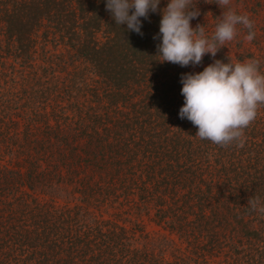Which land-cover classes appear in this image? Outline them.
I'll list each match as a JSON object with an SVG mask.
<instances>
[{"label": "trees", "instance_id": "16d2710c", "mask_svg": "<svg viewBox=\"0 0 264 264\" xmlns=\"http://www.w3.org/2000/svg\"><path fill=\"white\" fill-rule=\"evenodd\" d=\"M231 6L256 36L237 25L247 45L215 59L264 72V0ZM196 7L210 36L222 10ZM160 19L141 36L105 0H0V264H264V215L247 206L264 200V105L243 147L198 138L180 77L213 58L160 63Z\"/></svg>", "mask_w": 264, "mask_h": 264}, {"label": "clouds", "instance_id": "9594fccd", "mask_svg": "<svg viewBox=\"0 0 264 264\" xmlns=\"http://www.w3.org/2000/svg\"><path fill=\"white\" fill-rule=\"evenodd\" d=\"M207 2V0H205ZM161 0H105V10L116 25H126L127 31L143 36L142 20L150 13H159V62L181 67L198 66L210 54L213 62L200 72L182 73L181 95L184 103L179 110L180 119H187L197 128L196 136L226 147L233 143L243 147V130L257 116L264 105V72L261 62L250 58L227 62L215 59L217 52L237 35V25L247 29L244 39L254 40V21L248 14H237L231 0H215L222 13L217 17L213 33L209 36L204 25L192 27L191 21L200 16L198 0H168L160 8ZM252 212L264 215V200L259 196L248 199Z\"/></svg>", "mask_w": 264, "mask_h": 264}, {"label": "rangeland", "instance_id": "374dc122", "mask_svg": "<svg viewBox=\"0 0 264 264\" xmlns=\"http://www.w3.org/2000/svg\"><path fill=\"white\" fill-rule=\"evenodd\" d=\"M243 3H244L243 1L237 2V6L236 7H237L238 11H241L243 9V7H244L243 6ZM220 10H222V9H219V13H221ZM263 15H264V7L261 8L260 12L257 14V18L259 19ZM239 41H240V43H243V45H247L246 41L242 38V36H236L233 41L229 42L228 45H236L235 43H237ZM230 54L235 55V53L232 52V51L230 52ZM143 225H144V231H146V232H156V231H159L158 227L155 226L154 224H152L151 222H149L147 219H143Z\"/></svg>", "mask_w": 264, "mask_h": 264}]
</instances>
